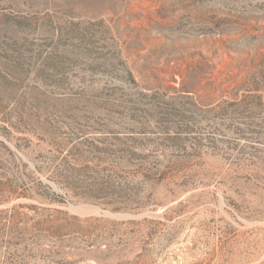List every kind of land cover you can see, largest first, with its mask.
I'll return each instance as SVG.
<instances>
[{"label":"rangeland","instance_id":"rangeland-1","mask_svg":"<svg viewBox=\"0 0 264 264\" xmlns=\"http://www.w3.org/2000/svg\"><path fill=\"white\" fill-rule=\"evenodd\" d=\"M0 264H264V0H0Z\"/></svg>","mask_w":264,"mask_h":264}]
</instances>
